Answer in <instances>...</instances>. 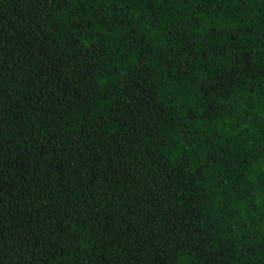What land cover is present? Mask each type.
<instances>
[{"label": "trees", "instance_id": "trees-1", "mask_svg": "<svg viewBox=\"0 0 264 264\" xmlns=\"http://www.w3.org/2000/svg\"><path fill=\"white\" fill-rule=\"evenodd\" d=\"M0 264H264V0H0Z\"/></svg>", "mask_w": 264, "mask_h": 264}]
</instances>
